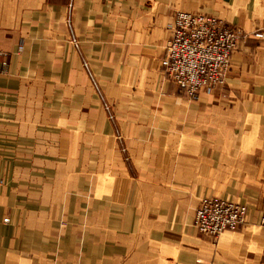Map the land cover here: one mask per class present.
<instances>
[{
    "label": "crops",
    "instance_id": "1",
    "mask_svg": "<svg viewBox=\"0 0 264 264\" xmlns=\"http://www.w3.org/2000/svg\"><path fill=\"white\" fill-rule=\"evenodd\" d=\"M178 11L241 35L197 99L161 65ZM258 33L264 0H0V264H264ZM206 196L246 223L201 234Z\"/></svg>",
    "mask_w": 264,
    "mask_h": 264
},
{
    "label": "built area",
    "instance_id": "2",
    "mask_svg": "<svg viewBox=\"0 0 264 264\" xmlns=\"http://www.w3.org/2000/svg\"><path fill=\"white\" fill-rule=\"evenodd\" d=\"M168 27L171 35L161 62L165 75L194 99L223 85L238 47L239 32L217 16L189 11H178ZM256 35L264 38V34ZM0 60V72H6L7 55L0 53ZM247 217L245 204L206 196L195 212L194 224L201 234L216 238L241 228Z\"/></svg>",
    "mask_w": 264,
    "mask_h": 264
},
{
    "label": "rangeland",
    "instance_id": "3",
    "mask_svg": "<svg viewBox=\"0 0 264 264\" xmlns=\"http://www.w3.org/2000/svg\"><path fill=\"white\" fill-rule=\"evenodd\" d=\"M207 14V13H206ZM212 15V14H211ZM215 16V15H214ZM218 17V16H217ZM169 28V27H168ZM220 87V86H219ZM218 88V87H217ZM6 220H8V218L6 219Z\"/></svg>",
    "mask_w": 264,
    "mask_h": 264
}]
</instances>
